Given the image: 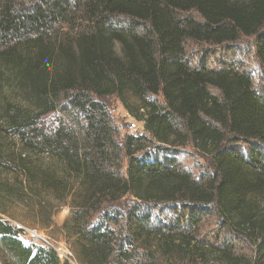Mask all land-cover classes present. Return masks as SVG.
I'll list each match as a JSON object with an SVG mask.
<instances>
[{
  "label": "trees",
  "instance_id": "16d2710c",
  "mask_svg": "<svg viewBox=\"0 0 264 264\" xmlns=\"http://www.w3.org/2000/svg\"><path fill=\"white\" fill-rule=\"evenodd\" d=\"M243 38L246 64L208 59ZM108 96L147 136H118ZM9 201L44 228L68 208L79 264H264V0H0V264H68L18 238Z\"/></svg>",
  "mask_w": 264,
  "mask_h": 264
},
{
  "label": "rangeland",
  "instance_id": "374dc122",
  "mask_svg": "<svg viewBox=\"0 0 264 264\" xmlns=\"http://www.w3.org/2000/svg\"><path fill=\"white\" fill-rule=\"evenodd\" d=\"M24 2H28L30 0H22ZM80 13L77 12L75 14V18H79ZM79 21V20H78ZM78 21L75 23V25L78 23ZM186 45V53L193 52V55L198 58L199 54H202V52L205 49L204 44H199L192 41H187L185 43ZM240 49H243L244 52L239 51ZM254 50L253 47V39L252 38H243L239 41L232 43L227 48H221V47H213V54L208 57V59H211L217 64V56L222 59H230L231 57H235L240 62H243L246 64V57L247 53H250ZM214 65V64H213ZM249 68V67H248ZM258 66L255 68L257 69ZM102 102L106 105V111L108 115L112 119V124L114 128L117 131L118 136L123 137L125 135H145L147 136L146 132L143 129V125L141 122L137 121L136 119L132 118L127 111L123 108L121 103L114 97V96H108L102 99ZM57 116L56 111L50 115H48L44 119L45 127H53L55 126V118ZM48 124V126H46ZM154 140V139H153ZM154 144L158 145V143L154 140ZM247 144H239V149L242 151L245 149ZM157 151V150H156ZM175 154L177 156V160L184 168L189 170L195 177L198 175H201L203 173H209L210 166H209V159L206 156H203L201 152L195 150L194 148L190 146H185L181 148H176ZM47 163H54L51 161H47ZM127 203L128 201L125 200ZM125 202V204H126ZM30 204H35L34 202L28 201L26 203H18V202H11L5 204L6 213L5 216L3 214V219L5 221H8L12 225H14L16 228L23 227L22 232L19 233L18 238L22 240L24 243L28 244H34L36 246H44L40 241L43 242V240L39 237L32 238L29 237L28 230H35L40 237H44L45 239H49L50 241H55L56 247L59 250H56L58 253V256L61 258L62 261H67L68 264H79L77 260L75 259L73 252H71V249L69 248L68 242L65 240L64 236L58 231V226L62 224L63 220L69 216V209L66 207H63L59 211H57L52 218V221L54 225H51L49 228H44L43 226L39 227V218H37L35 215L32 214L31 208L29 207ZM57 225V226H56ZM218 226V217L215 213H212L211 216L207 218V222L202 226L200 229L201 232L207 231L208 228L216 227ZM223 235L225 236H231V234L228 232V229L222 230ZM237 248L243 249L246 252H250V249L246 247L245 244L236 242ZM54 244V243H53ZM54 244V245H55Z\"/></svg>",
  "mask_w": 264,
  "mask_h": 264
},
{
  "label": "built area",
  "instance_id": "2783aa9c",
  "mask_svg": "<svg viewBox=\"0 0 264 264\" xmlns=\"http://www.w3.org/2000/svg\"><path fill=\"white\" fill-rule=\"evenodd\" d=\"M18 228H22L23 229V227H18ZM28 233L30 234L29 235V237H32V238H37V237H39V238H41L42 240H43V242L42 241H40L44 246H46V247H50V248H52L55 252H56V250H59L57 247H56V244H55V241H50L49 239H45L44 237H40V236H38V233L35 231V230H31V229H29L28 230ZM55 245H54V244ZM57 253V252H56ZM57 255H58V253H57ZM59 257V256H58ZM59 259L61 260V258L59 257Z\"/></svg>",
  "mask_w": 264,
  "mask_h": 264
},
{
  "label": "bare ground",
  "instance_id": "6f19581e",
  "mask_svg": "<svg viewBox=\"0 0 264 264\" xmlns=\"http://www.w3.org/2000/svg\"><path fill=\"white\" fill-rule=\"evenodd\" d=\"M39 236V235H38Z\"/></svg>",
  "mask_w": 264,
  "mask_h": 264
}]
</instances>
